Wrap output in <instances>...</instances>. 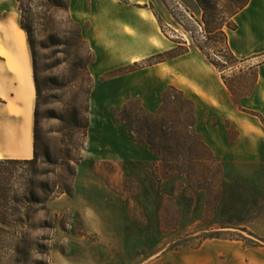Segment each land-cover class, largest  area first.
Instances as JSON below:
<instances>
[{
	"label": "rangeland",
	"instance_id": "rangeland-1",
	"mask_svg": "<svg viewBox=\"0 0 264 264\" xmlns=\"http://www.w3.org/2000/svg\"><path fill=\"white\" fill-rule=\"evenodd\" d=\"M242 1L69 0V15L33 9L32 39L41 78L73 74L63 63L54 69L64 60L62 45L43 49L51 45L53 31L59 38L70 37L64 35L73 29L68 16L86 41L81 53L90 48L93 54L87 67L88 128L77 145L82 131L70 125V105L79 81L65 83L61 91L45 87L41 111L55 118L40 124V150L48 146L51 159L39 162L38 170L53 193L45 210L36 207L40 223L19 228L18 237H0V264H152L212 238L264 247V164H226L201 134L207 125H220L233 140L236 127L227 117L239 113L251 118L240 99L251 92L264 54L233 64L221 32L215 31L223 26L226 35L230 32V12ZM0 2L19 25L16 1ZM20 29L31 59L26 32ZM184 49V55L171 57ZM209 61L220 64L221 72ZM207 74L222 80L227 103L199 97L194 79ZM61 115L65 123L57 119ZM33 124L34 111L32 151ZM147 138L157 143L158 155L140 143ZM166 146L173 154L169 163L178 166L170 173L161 158ZM67 186L71 195L63 193Z\"/></svg>",
	"mask_w": 264,
	"mask_h": 264
},
{
	"label": "crops",
	"instance_id": "crops-1",
	"mask_svg": "<svg viewBox=\"0 0 264 264\" xmlns=\"http://www.w3.org/2000/svg\"><path fill=\"white\" fill-rule=\"evenodd\" d=\"M1 1V0H0ZM237 29L230 31L228 44L243 62L264 54V0H249L234 16ZM22 33V35H21ZM256 79L240 107L247 117L231 113L237 136L228 138L220 125H207L201 134L206 146L226 164H264V65L256 66ZM31 59L16 17L0 2V158L28 160L32 157V123L35 88ZM196 91L206 103H227L222 80L207 74L194 79ZM241 113V112H240ZM219 136H215L214 134ZM152 264H264V247H247L239 240L205 239L193 249L172 251Z\"/></svg>",
	"mask_w": 264,
	"mask_h": 264
},
{
	"label": "trees",
	"instance_id": "trees-1",
	"mask_svg": "<svg viewBox=\"0 0 264 264\" xmlns=\"http://www.w3.org/2000/svg\"><path fill=\"white\" fill-rule=\"evenodd\" d=\"M18 5V10L20 12V27L26 32L28 38V44L30 47L31 59H32V69H33V82L35 87V108H34V124H33V157L29 160H19V159H7L0 158V237L11 236L18 237L20 235V231L18 230L21 227L27 226L30 229L33 227V224H38L40 222L36 219V213L39 210H45L44 206L47 202V196L49 193H53L51 188L48 186L46 181L40 180V171L38 170L39 162H49L51 159V153L48 146L44 147L43 152L40 150L41 146V130L40 124L41 121L46 119L55 118L53 116H49L46 111H41L42 106L46 102L45 97L43 96V91L45 87L47 89H51L54 86H57L58 91L63 90V88L67 85H71V83H79L77 87V92L74 96V100L70 105L71 114L70 120H72V127L77 129L79 135H81L82 139L77 138L80 142L83 141L85 137V131L88 128V103H89V95L91 90V78L88 72V65L93 60V54L90 48L87 50V54L83 55L81 53V47L86 45V41L83 39L80 28L71 20L70 16V24L72 25V30L70 32H64L65 34H69L68 36H62L59 38L56 31H53L48 39L51 41L50 46H44L43 49H50L51 46L62 45L63 50L60 53L63 54L64 60L59 62L55 68L59 67L62 63L64 65H68L71 68V76L69 78L65 77L60 79L57 76H48L44 79L40 77L38 72L37 65V54L35 50V46L32 39V27L34 21H32L33 15L32 11L35 7H39L40 9H44L46 12L52 9L60 10L65 12L67 15L69 8V0H15ZM249 3V0H243L239 3L231 12L230 18H234V16L239 13L242 9L246 7ZM41 15V16H40ZM39 19L42 20V14H39ZM45 16V14H44ZM49 19V18H48ZM49 21H47L48 23ZM50 24V22H49ZM231 26H226L230 31H234L237 29L236 23L233 21L230 24ZM215 31L221 32L223 36V41L226 47V55H228L229 59L234 62L233 64H238L241 61L236 59L232 52L230 51L228 45L227 35L223 31V26H219L215 29ZM187 52L186 49L182 50L171 56L179 57L184 55ZM48 59V58H47ZM210 64L217 69L219 72L221 65L212 61H209ZM224 65H227V61L223 62ZM233 66V65H231ZM85 79V80H84ZM68 80V82H67ZM79 81V82H78ZM70 83V84H65ZM65 85V86H64ZM227 86V84H226ZM231 91V90H229ZM66 93H62L60 96L63 97ZM50 97V96H49ZM48 97V98H49ZM47 98V100H48ZM181 102L183 104H187V101L183 99L181 96ZM162 102L167 100V93L163 95ZM141 112L144 113L143 109L139 108ZM161 110V107L160 109ZM51 113H54L51 110ZM252 114V112H248ZM62 123H65V117L61 115L58 117ZM192 119V118H191ZM193 122V119H192ZM189 125L190 129L193 128V123ZM196 136V135H194ZM197 145L199 149L203 150L208 156L209 160H214V157L210 150L203 144L202 140L196 136ZM157 142V141H156ZM140 143H144L148 146L150 151L154 154L158 155L157 152V143L155 140L151 138H147L146 140H140ZM194 149V148H193ZM170 147L166 146V151L161 155L162 160H164V164L166 165L168 173H170L169 169L173 167H177L173 160V154L169 152ZM195 157H198L196 154ZM169 158L172 159L171 163H169ZM175 165V166H173ZM176 169V168H175ZM166 171H163V175L169 176ZM175 171V170H172ZM171 173H174L172 172ZM185 173L181 171H175V173ZM63 193H67L68 195L72 194V190L67 186L63 188ZM37 206H41L39 210H36Z\"/></svg>",
	"mask_w": 264,
	"mask_h": 264
},
{
	"label": "bare ground",
	"instance_id": "bare-ground-1",
	"mask_svg": "<svg viewBox=\"0 0 264 264\" xmlns=\"http://www.w3.org/2000/svg\"><path fill=\"white\" fill-rule=\"evenodd\" d=\"M32 84H33V86H34V82H33V79H32Z\"/></svg>",
	"mask_w": 264,
	"mask_h": 264
}]
</instances>
